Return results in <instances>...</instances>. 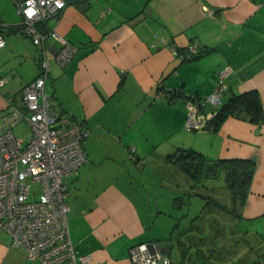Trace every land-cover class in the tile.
I'll return each mask as SVG.
<instances>
[{
  "label": "crops",
  "instance_id": "obj_1",
  "mask_svg": "<svg viewBox=\"0 0 264 264\" xmlns=\"http://www.w3.org/2000/svg\"><path fill=\"white\" fill-rule=\"evenodd\" d=\"M41 25L77 48L61 66L54 60L59 42L50 34L43 42L51 113L88 131L82 142L86 161L65 177L69 236L76 255L88 257L84 264H130L129 248L140 242H157L171 257L170 234L182 228L174 216L179 188L168 180L163 195L160 186L164 171L182 172L167 159L178 148L197 150L208 161H254L235 218L264 217V123L228 116L215 130L186 126L189 100L213 93L225 65L231 71L222 101L230 93L256 90L264 103V0H90L68 4ZM11 35L3 36L0 48V75L6 77L0 117L9 111L8 99L18 103L40 70L41 49ZM191 45L199 55L185 53ZM214 109L202 108L207 114ZM0 264L38 263L23 248L11 247L0 229Z\"/></svg>",
  "mask_w": 264,
  "mask_h": 264
},
{
  "label": "built area",
  "instance_id": "obj_2",
  "mask_svg": "<svg viewBox=\"0 0 264 264\" xmlns=\"http://www.w3.org/2000/svg\"><path fill=\"white\" fill-rule=\"evenodd\" d=\"M70 0H14L21 16L22 32L41 49L39 75L25 85L18 103L9 101V111L0 117V229L9 237L11 247H21L27 258L38 264H84L88 257L76 255L70 240L65 201V177L77 172L86 161L82 146L88 131L70 123L68 117L51 113L50 97L45 93L50 60L43 42L50 34L59 47L54 60L63 66L76 52L75 45L56 31L44 33L40 24L56 17ZM109 11H102L104 15ZM209 15L212 11L208 12ZM5 45L0 33V48ZM196 45L187 54L198 53ZM174 53H177L173 50ZM231 71L223 66L217 74L213 93L200 101L218 106L228 92L224 82ZM6 77L0 75V87ZM196 100L187 104V128H202L212 113L201 114ZM26 122L29 135L24 140L13 127ZM130 264H170V258L157 242H140L129 248Z\"/></svg>",
  "mask_w": 264,
  "mask_h": 264
},
{
  "label": "rangeland",
  "instance_id": "obj_3",
  "mask_svg": "<svg viewBox=\"0 0 264 264\" xmlns=\"http://www.w3.org/2000/svg\"><path fill=\"white\" fill-rule=\"evenodd\" d=\"M0 18L8 25L20 23L21 16L14 0H0ZM15 34L32 44L28 36L20 32ZM3 36L7 38L12 35L4 31ZM20 41L22 38H17V42ZM13 132L26 139L29 135V128L23 121L13 127ZM164 173L165 181L160 186L163 195H167L168 180L173 182L174 187L178 184L179 191L175 195L180 197V208L174 212L176 221L178 218L182 227L190 223L186 233L179 234L178 237L177 234L182 231L181 228L178 232L172 231L174 233L171 248L172 260L179 264L182 253L187 259L185 264L192 262L218 264L220 260L250 264L248 260L252 258L257 260L262 257L264 254V217L253 222L237 221L235 217L240 209L241 198L239 195L233 196L223 173L217 171L215 175H205L202 182L189 183L191 185L185 182V175L179 170L171 173L164 171ZM213 201L222 207L215 206ZM190 255L194 256V261L189 260L188 262Z\"/></svg>",
  "mask_w": 264,
  "mask_h": 264
},
{
  "label": "trees",
  "instance_id": "obj_4",
  "mask_svg": "<svg viewBox=\"0 0 264 264\" xmlns=\"http://www.w3.org/2000/svg\"><path fill=\"white\" fill-rule=\"evenodd\" d=\"M86 3L88 4L90 0H70V3ZM1 21V20H0ZM40 29L44 33H48L50 29L44 25L40 26ZM4 31L10 33L20 32L24 34L21 30V24H3L0 22V33L3 34ZM25 35V34H24ZM27 36V35H26ZM32 41V40H31ZM188 48V47H187ZM185 49V53L187 52ZM200 53L192 54V56H197ZM181 57L183 55L179 54ZM191 56V57H192ZM192 100L197 101V106L199 107V112L205 114L202 110L204 104L200 105V98L192 97ZM212 116L205 120L203 129L215 130L221 124V122L228 116H233L235 118L253 123L261 124L264 123V103L261 102L259 93L256 90H249L243 93H230L227 97L212 110ZM130 157L135 159V150L130 148ZM167 159L174 163L187 177L194 183L198 184L202 182L203 178L208 172H213V169L207 170V166L210 164L215 165V171H221L226 179V184L230 189L233 196L239 195L241 198V204L246 200L247 193L250 188L251 178L255 169V162L248 158H226V159H216L214 161H208L199 151L192 148H178L174 153L169 154ZM207 204V202H206ZM213 204L217 207H222L217 202L213 201ZM192 224V223H191ZM195 225V223H194ZM176 226V225H175ZM189 228V227H187ZM186 227H182L177 234L186 233ZM185 230V231H184ZM184 231V232H183ZM178 232V231H177ZM173 241L174 233L170 234ZM262 236V234H261ZM176 239V237H175ZM197 250V249H195ZM184 252V251H183ZM166 254V253H165ZM167 255V254H166ZM169 256V255H168ZM184 257V253L181 255V260ZM170 258V256H169ZM191 261H194V256ZM170 258V264H171ZM183 263V260L180 262ZM228 264H241V262H228ZM250 264H264V254L259 259H254Z\"/></svg>",
  "mask_w": 264,
  "mask_h": 264
},
{
  "label": "water",
  "instance_id": "obj_5",
  "mask_svg": "<svg viewBox=\"0 0 264 264\" xmlns=\"http://www.w3.org/2000/svg\"><path fill=\"white\" fill-rule=\"evenodd\" d=\"M216 167H215V165H213V164H210V165H208L207 166V170H209V169H215ZM207 174H213V173H209L208 171H207ZM163 251V250H162Z\"/></svg>",
  "mask_w": 264,
  "mask_h": 264
}]
</instances>
